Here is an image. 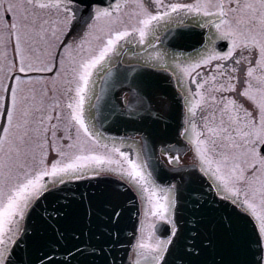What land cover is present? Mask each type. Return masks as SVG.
<instances>
[{
  "label": "snow or ice",
  "instance_id": "snow-or-ice-1",
  "mask_svg": "<svg viewBox=\"0 0 264 264\" xmlns=\"http://www.w3.org/2000/svg\"><path fill=\"white\" fill-rule=\"evenodd\" d=\"M126 9L127 0H0V264H96L59 240L45 244L43 260L33 255L27 219H61L57 181L96 175L97 166L127 176L144 203L135 264H264V0H135ZM179 12L198 17L207 34L195 55L173 59L182 134L199 176L159 186L150 157L133 159L115 141L101 142L85 103L95 71L118 48L130 38L145 44L155 25ZM121 80L115 109L170 113V95L150 74ZM166 155L178 164L179 155ZM48 197L55 203H41ZM189 205L210 206L220 224L182 238ZM117 207L110 219L118 224ZM153 221L166 222L165 234Z\"/></svg>",
  "mask_w": 264,
  "mask_h": 264
},
{
  "label": "water",
  "instance_id": "water-1",
  "mask_svg": "<svg viewBox=\"0 0 264 264\" xmlns=\"http://www.w3.org/2000/svg\"><path fill=\"white\" fill-rule=\"evenodd\" d=\"M191 29V27L175 29L168 32L162 40L172 46H179L184 43L176 42L175 37L192 35ZM202 41L200 39L198 43ZM141 71L151 75L154 85L162 90V94L170 95L172 104L168 115L154 116L152 112H155V109L130 111L123 108L117 110L113 107L118 92L113 85L122 83L121 76L125 73L134 77ZM102 88V95L96 103L99 123L117 131L140 135L147 151V158H151L149 166L155 168L154 175L159 181L167 183L171 182L173 177L188 179L191 174L199 176L197 167L192 168L190 164H184L178 168H171L160 158L159 149L162 145L181 154L189 151L179 136L181 103L175 91L173 79L167 72L140 65L119 64L108 72ZM124 91L127 92V88ZM149 118L152 119V124L149 123ZM110 120L113 123L111 126ZM200 182L203 183L202 180ZM205 187H207L206 184ZM126 190L128 189L124 185L108 178H94L64 185L59 193L61 201L65 204L61 219L45 221L40 219L38 213H33L27 219L29 228L27 239L31 245L32 254L40 255L43 260L45 244L48 242L55 244V241L59 240L60 245L68 247L70 252L71 244H75L77 248H83L81 255L95 261L96 264H103L105 260L108 264H113V261L115 264H126L136 234L138 216L137 203ZM41 203H55V201L48 197ZM114 206H118L116 210L121 213L118 224L114 214L110 219ZM209 209L208 205L199 208L189 205L185 210L182 238L197 229H200L201 235H206L214 230V225L220 224V217L211 214ZM193 217L199 220V224L192 222ZM56 229H59V232L55 231ZM36 243H39L37 247H35ZM61 257L68 259V254L58 252L57 258Z\"/></svg>",
  "mask_w": 264,
  "mask_h": 264
},
{
  "label": "rangeland",
  "instance_id": "rangeland-1",
  "mask_svg": "<svg viewBox=\"0 0 264 264\" xmlns=\"http://www.w3.org/2000/svg\"><path fill=\"white\" fill-rule=\"evenodd\" d=\"M134 6H135V1L132 3V5L131 6H129V10H127V11H130L132 8H134ZM127 18V17H126ZM8 55H9V59H11L12 58V50H11V48H9V53H8ZM173 58L174 57H169V60L171 61V60H173ZM28 75H41V74H39V73H28ZM44 75H47V74H44ZM1 121V120H0ZM129 146H131V144H129ZM129 153V152H128Z\"/></svg>",
  "mask_w": 264,
  "mask_h": 264
},
{
  "label": "bare ground",
  "instance_id": "bare-ground-1",
  "mask_svg": "<svg viewBox=\"0 0 264 264\" xmlns=\"http://www.w3.org/2000/svg\"><path fill=\"white\" fill-rule=\"evenodd\" d=\"M152 119L151 118H149V123H151L152 124ZM39 243H36V246L35 247H37V245H38Z\"/></svg>",
  "mask_w": 264,
  "mask_h": 264
}]
</instances>
